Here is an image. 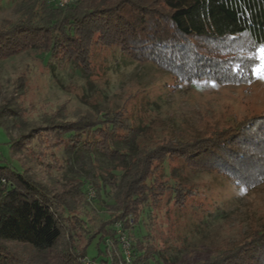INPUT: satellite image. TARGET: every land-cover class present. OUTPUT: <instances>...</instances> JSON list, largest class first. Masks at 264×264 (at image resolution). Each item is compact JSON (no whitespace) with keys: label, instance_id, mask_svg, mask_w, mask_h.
<instances>
[{"label":"trees","instance_id":"obj_1","mask_svg":"<svg viewBox=\"0 0 264 264\" xmlns=\"http://www.w3.org/2000/svg\"><path fill=\"white\" fill-rule=\"evenodd\" d=\"M18 8L17 19L0 25V59L36 48L87 76L92 47L114 45L167 72L179 88L201 81L248 84L257 78L264 0H76L65 7L55 0H20ZM16 84L23 92L25 81ZM64 109L31 120L11 98L0 106V126L16 129L9 140L13 152L28 161L39 159L46 168L53 166L45 155L53 147H64L73 160L99 151L120 162L121 174L103 179L115 189L116 211L91 233L79 212L88 202L87 177L76 173L69 181H43L25 162L0 160V264H124L112 225L120 222L129 233L140 224L144 208L159 204L165 189L155 171L167 159L178 157L196 169L217 167L248 189L264 182V114L205 136H170L139 146L141 127L123 109L77 108L72 117ZM175 188L176 203L183 205L192 192L180 183ZM80 234H87L85 243ZM98 236V255L90 259L87 247ZM131 248L133 264H148L156 255L140 239ZM199 264H264V225Z\"/></svg>","mask_w":264,"mask_h":264},{"label":"rangeland","instance_id":"obj_2","mask_svg":"<svg viewBox=\"0 0 264 264\" xmlns=\"http://www.w3.org/2000/svg\"><path fill=\"white\" fill-rule=\"evenodd\" d=\"M19 2L0 0V25L19 17ZM257 56V78L251 83L213 85L201 81L179 88L170 74L134 60L118 46L94 45L87 76L71 63L54 62L48 53L33 48L0 59V106L15 98L31 120L61 106L68 117L77 108L99 112L123 109L141 127L139 146H153L170 136L193 139L264 114V79L260 78L264 61ZM22 80L23 92L16 84ZM15 135L16 129L7 132L0 126V160L15 165L25 162L43 181L65 177L69 181L76 173L87 177L88 202L79 212L91 233L116 211L115 189L110 183L104 185L103 179L121 174L120 162L99 151H85L73 160L64 147H53L45 152L46 162H53L52 168H46L39 159L28 161L11 150L9 140ZM121 148L130 152L125 145ZM207 169L192 168L178 157L158 166L155 175L164 185V195L154 208L143 209L140 224L128 233L131 242L140 239L144 246H153L156 255L148 264H199L264 225V182L248 189L217 167ZM177 183L192 192L185 195L183 205L174 197ZM117 223L122 226L116 222L112 225L116 229ZM83 235H79L81 243L87 240V234ZM117 240L123 255L119 236ZM98 248L99 236L87 247L90 259L98 255ZM100 248L104 250L105 244Z\"/></svg>","mask_w":264,"mask_h":264},{"label":"built area","instance_id":"obj_3","mask_svg":"<svg viewBox=\"0 0 264 264\" xmlns=\"http://www.w3.org/2000/svg\"><path fill=\"white\" fill-rule=\"evenodd\" d=\"M76 0H55L56 4L62 7L68 6L75 2ZM118 230V236L120 240V247L123 249V263L124 264H133V253L131 248V241L128 237V233L122 229V226L117 223L116 225Z\"/></svg>","mask_w":264,"mask_h":264},{"label":"snow or ice","instance_id":"obj_4","mask_svg":"<svg viewBox=\"0 0 264 264\" xmlns=\"http://www.w3.org/2000/svg\"><path fill=\"white\" fill-rule=\"evenodd\" d=\"M257 54L259 55L260 59L264 61V45H261V47L257 50ZM260 78L264 79V76H260ZM213 85L215 84V81H212Z\"/></svg>","mask_w":264,"mask_h":264}]
</instances>
